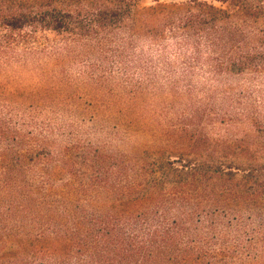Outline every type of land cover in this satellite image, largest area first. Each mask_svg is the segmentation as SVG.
Returning <instances> with one entry per match:
<instances>
[{"label": "trees", "instance_id": "16d2710c", "mask_svg": "<svg viewBox=\"0 0 264 264\" xmlns=\"http://www.w3.org/2000/svg\"><path fill=\"white\" fill-rule=\"evenodd\" d=\"M140 2L0 0V66L122 63L146 20L152 38L184 36L193 61L205 39L219 75L264 72V0ZM4 87L0 264H264V136H183L133 156L51 118L57 89Z\"/></svg>", "mask_w": 264, "mask_h": 264}, {"label": "rangeland", "instance_id": "374dc122", "mask_svg": "<svg viewBox=\"0 0 264 264\" xmlns=\"http://www.w3.org/2000/svg\"><path fill=\"white\" fill-rule=\"evenodd\" d=\"M157 4V0H141L139 7ZM149 22L143 20L140 37L122 63L111 55L103 66L95 59L66 57L61 68L55 60L0 66V84L10 93L15 88L63 90V96L56 90L55 105L46 110L51 118L77 123L89 140L109 143L133 156L159 151L171 145L168 140L175 144L183 136L236 139L253 136L251 132L264 136V72L219 75L207 63L210 48L205 39L198 41L199 59L193 61L194 46L184 36L167 32L160 39L152 38L148 34L154 26ZM50 37V50L62 47ZM80 87L77 93L75 88Z\"/></svg>", "mask_w": 264, "mask_h": 264}]
</instances>
